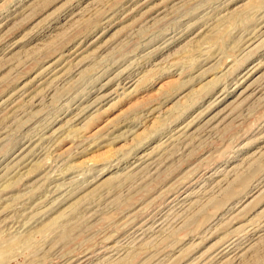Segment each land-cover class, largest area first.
<instances>
[{"label":"rangeland","instance_id":"374dc122","mask_svg":"<svg viewBox=\"0 0 264 264\" xmlns=\"http://www.w3.org/2000/svg\"><path fill=\"white\" fill-rule=\"evenodd\" d=\"M0 264H264V0H0Z\"/></svg>","mask_w":264,"mask_h":264},{"label":"bare ground","instance_id":"6f19581e","mask_svg":"<svg viewBox=\"0 0 264 264\" xmlns=\"http://www.w3.org/2000/svg\"><path fill=\"white\" fill-rule=\"evenodd\" d=\"M58 190V189H57Z\"/></svg>","mask_w":264,"mask_h":264}]
</instances>
